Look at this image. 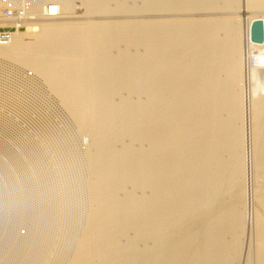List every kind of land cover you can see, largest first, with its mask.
<instances>
[{"label": "bare ground", "instance_id": "1", "mask_svg": "<svg viewBox=\"0 0 264 264\" xmlns=\"http://www.w3.org/2000/svg\"><path fill=\"white\" fill-rule=\"evenodd\" d=\"M44 1L28 6L27 15L35 20L17 22L10 37L0 38V55L43 76L79 129H87L92 137L87 155L95 206L91 205L77 254L67 264H241L249 210L240 202L253 196L264 208V195L255 196L261 189L246 187V196L245 186L237 185L238 176H243L238 173L248 165L264 173V43L251 40L252 21L264 20V15L237 21L176 17L75 23L56 20L64 19L76 0H52L60 10L54 18L42 16L48 0ZM80 1L90 15L113 11L107 0ZM7 2L0 0V28L10 26L2 16ZM144 2L146 8L166 12L220 5L217 0ZM231 2H224L229 10ZM245 2L249 9L264 6V0ZM219 29L229 34L227 39L219 37ZM120 39L129 45L141 42L145 51L139 46L140 54L126 48L111 52L109 45ZM250 54L256 55V65L248 67ZM123 87L143 92L146 101L135 102L129 96L114 101L113 94ZM125 136L131 140L124 142ZM115 140H122V146ZM127 182L149 192L138 195L137 188L126 189ZM226 191L233 199L229 195L231 201L224 203ZM251 210L250 238L255 239L248 244L249 262V254L243 261L252 264L255 256V264H264V215L256 204ZM129 228L136 236L122 243L120 235ZM134 237H149L154 244L142 249Z\"/></svg>", "mask_w": 264, "mask_h": 264}, {"label": "rangeland", "instance_id": "2", "mask_svg": "<svg viewBox=\"0 0 264 264\" xmlns=\"http://www.w3.org/2000/svg\"><path fill=\"white\" fill-rule=\"evenodd\" d=\"M223 1L225 2V0H217L215 4L220 3V5H224ZM231 1V5L234 6H231L230 10L227 9L226 5H224L226 7L223 5L222 7L218 4V7L215 5V9L205 8V11L201 10L202 7L200 5L201 8L199 9L197 8L199 6L195 7L198 10L193 8L186 9L185 11L181 9L180 12V9L166 12L165 9H161L162 11L159 9L158 11L157 9L144 7V0H107L108 5L110 4L109 6L113 11L99 14L91 13L92 15H90V13H86L87 8L85 5H82V1L76 0L75 7L77 9L73 7L70 11L74 12L73 15L69 12L70 16L67 14V17L65 16L64 19L56 21H75V23H82V21L85 23L86 21H92L90 23H94L95 21H116L115 23H120L126 20V22L131 21L135 23L136 21L139 22L141 20L143 22L149 19L154 21H157V19L158 21H166L168 19L167 21H170L176 20V17L178 20H183L184 18L187 20L191 18L193 20H198V18L210 20L214 17L213 21L218 20V17H221L222 21L225 20L222 17L226 19L229 17L230 20L237 21L238 18L243 16L264 15V6L261 9L262 3L260 4V2H256V4H260V6H257L258 9L257 7L249 9L247 6L249 4L248 2L246 4V0L239 2L237 0ZM77 3L79 5H76ZM237 3L241 4L237 5ZM118 4H120L119 7ZM244 5L247 7L243 8ZM148 9L150 12L147 11ZM221 30H218L219 37L222 35L223 40L227 39L229 34L223 30L221 32ZM121 40L123 39L116 41L115 44L117 45L112 46L114 43L109 45L110 48L112 47L111 52L117 54V51H120L119 49L121 48L129 49L128 51L132 53L138 52V54L141 53V50L143 52V49L145 51V46L143 47V43L141 42H135L140 44H136L135 46L133 45L135 43L128 42L131 44L129 45L125 43L126 41L123 43ZM138 47L141 50H138ZM234 56L237 58V51L234 53ZM222 71L220 74L222 73L223 79L224 74L227 73L224 70L223 74ZM226 77L227 75L224 79H227ZM43 80V76L30 67L12 58L0 55V264H67L68 261L70 263V260L77 254V252L76 254L74 252L77 250L76 248L79 246V243H81V237H84L83 231L88 224L91 207L93 210L95 206L91 195L92 190H90L92 188H90L91 184L89 181L92 177L90 175L92 172L90 171V162L87 155L89 150L92 149L90 147L92 137L87 129H85L86 132L82 128L79 129L80 127H78V122H76L73 113L71 114L63 106L64 104H61L60 97L54 91L52 92V88H49L48 83ZM237 84L239 87V83ZM237 84L234 85L237 87ZM138 93L140 92H129L127 88L123 87V89L113 94V100L119 102L123 97L129 96L130 99L137 100L135 102L146 101V95L143 92ZM238 121L240 124L237 122V125L242 127L241 119ZM123 139L126 142L130 138L125 136ZM122 140H117L118 142L115 140L118 147L119 145L122 146ZM132 142L135 143L136 141ZM137 142L134 145L138 146L139 144L138 147L146 146L141 141ZM240 151L239 148V153ZM224 153V158L226 157L225 159L228 160L229 155L226 152ZM241 163L239 164L241 165ZM248 166L249 168L242 169V173V170L238 173L239 175L243 174V176L241 175V178H243L241 181H246L241 183V178L239 179L240 176H238V182L236 179L235 182H237L238 187H241L240 189H243L242 186H245L244 192L247 190L246 187L249 186L256 190L261 189L262 191L259 190L260 194H257L259 193L257 192L255 196L263 197L264 173L254 165ZM248 166L246 165V167ZM245 183L247 184L244 185ZM126 185V189L132 187L135 190L137 188L135 193L138 190V195H142L143 192L145 194L149 192L148 189L143 191L142 187H133L129 182ZM119 191L120 196H123L124 193L122 192L124 190L121 189ZM224 193L226 194H222V200L224 201L227 198L224 203L231 201V197L233 199V193L231 194L230 191ZM246 193L245 195L248 196L249 192ZM246 198L244 197V201L241 200L242 202H240L241 207L246 211L247 209L249 210V212L247 211L249 215H246L245 219L247 220V235L243 234L244 236L242 237L243 252L241 255L245 257L249 254V257H246V260L242 256L241 264H248L243 260L245 259V261L249 262L248 258L250 259L252 255L251 245L248 244L252 241L254 242L255 239L254 236L250 238L253 223L250 211H252L251 207H253V204H256L258 211L262 213L260 215H264V208L258 200L256 203L255 197L249 196V198ZM243 208L241 209L243 210ZM131 230L129 228L127 233L125 232L120 235L122 243H126L129 239L133 238L134 233ZM252 234L254 235V233ZM135 238L133 239L134 241L137 239ZM146 239H137L140 241L138 244L142 249L147 248L145 247L147 244L148 248L151 243L154 244V241L149 239V237ZM245 245H248V247ZM140 247L139 249H141ZM247 248H249L248 251ZM254 258L255 256H253L252 264H255Z\"/></svg>", "mask_w": 264, "mask_h": 264}, {"label": "built area", "instance_id": "3", "mask_svg": "<svg viewBox=\"0 0 264 264\" xmlns=\"http://www.w3.org/2000/svg\"><path fill=\"white\" fill-rule=\"evenodd\" d=\"M42 0H8L7 5L3 9L2 16L7 20L5 25H10L9 27L0 28V38H8L10 37L11 31L16 29L17 22L22 20H35L34 16H28L27 10L28 6L37 3ZM44 1V0H43ZM46 1V0H45ZM44 1V3H45ZM59 7L55 1L48 0L43 7L42 16L45 18H54L59 15ZM259 53L258 51H254V53ZM256 65V55L250 54L249 61L247 60L246 66ZM264 68V61H263Z\"/></svg>", "mask_w": 264, "mask_h": 264}, {"label": "water", "instance_id": "4", "mask_svg": "<svg viewBox=\"0 0 264 264\" xmlns=\"http://www.w3.org/2000/svg\"><path fill=\"white\" fill-rule=\"evenodd\" d=\"M251 40L255 43H264V20L255 18L251 24Z\"/></svg>", "mask_w": 264, "mask_h": 264}]
</instances>
